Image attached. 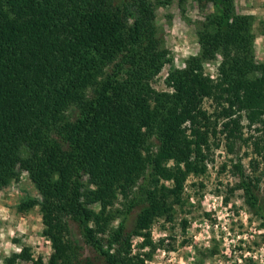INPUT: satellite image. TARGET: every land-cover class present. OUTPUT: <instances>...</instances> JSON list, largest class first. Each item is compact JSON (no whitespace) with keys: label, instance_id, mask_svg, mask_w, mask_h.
<instances>
[{"label":"trees","instance_id":"16d2710c","mask_svg":"<svg viewBox=\"0 0 264 264\" xmlns=\"http://www.w3.org/2000/svg\"><path fill=\"white\" fill-rule=\"evenodd\" d=\"M197 1L213 7L197 24L199 54L158 91L154 81L173 60L154 1L0 0V188L23 171L40 193L53 253L36 264H96L81 262L71 222L105 264H143L132 236L146 247L158 220H174L189 177L207 171L219 125L232 150L250 141L243 120L264 124L252 18L235 0ZM218 58L215 80L204 63ZM234 168L264 228L260 180Z\"/></svg>","mask_w":264,"mask_h":264},{"label":"rangeland","instance_id":"374dc122","mask_svg":"<svg viewBox=\"0 0 264 264\" xmlns=\"http://www.w3.org/2000/svg\"><path fill=\"white\" fill-rule=\"evenodd\" d=\"M156 4L157 24L172 63L164 67L154 81L158 91H169L167 77L173 69H183L191 56L199 54L198 26L213 12L203 9L197 0H152ZM237 12L250 16L255 35L254 53L257 62L264 63V0H235ZM221 58L204 63L206 72L215 80ZM205 108L213 113L216 105L206 100ZM246 144L236 141L227 147L226 135L219 133L211 140L213 146L206 161L207 171L191 175L186 182L181 206L174 209V220H158L151 234V245L142 247L143 239L132 236L133 253L143 264H264V228L259 216L245 202L243 190L238 189L240 176L234 166L241 164L246 175L257 177L259 196L264 202V124L251 128L242 121ZM258 142V149L254 148ZM258 150L261 153H258ZM88 184V178L86 177ZM40 193L27 172L8 186L0 188V264L47 263L53 247L43 234L44 225ZM31 201L37 205L29 207ZM124 200L117 207L124 210ZM140 209H135L127 221V233L134 230ZM121 222L119 219L116 224ZM71 238L79 248L82 263L105 264L98 253L85 243L77 224L70 223Z\"/></svg>","mask_w":264,"mask_h":264}]
</instances>
